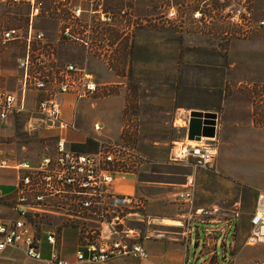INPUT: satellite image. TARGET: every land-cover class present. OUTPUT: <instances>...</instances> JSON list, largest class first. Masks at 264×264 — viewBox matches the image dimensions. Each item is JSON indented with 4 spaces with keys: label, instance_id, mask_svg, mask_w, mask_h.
<instances>
[{
    "label": "rangeland",
    "instance_id": "rangeland-1",
    "mask_svg": "<svg viewBox=\"0 0 264 264\" xmlns=\"http://www.w3.org/2000/svg\"><path fill=\"white\" fill-rule=\"evenodd\" d=\"M36 1L38 13L30 18L34 0H0V36L6 30L18 36L0 43V91L19 94L17 60L25 52L31 73L55 76L66 64H85L96 88L78 103L101 106L91 116L101 121L106 141L123 140L143 166L152 161L145 154L151 143L138 139L160 141L149 156L162 160L166 153L156 167L161 176L181 192L190 189L191 203L194 187L207 190L205 201L218 210L234 203L235 229L247 236L255 198L264 191V28L258 25L264 0ZM16 14H28L27 26L10 23ZM38 33L40 42L32 39ZM177 108L215 114L213 137L201 141L214 150L211 171L191 168L192 175L189 167L171 162L180 144L198 142L187 141L180 128L168 129ZM140 172L137 179L147 180ZM70 209L58 202L54 214L29 223L52 224Z\"/></svg>",
    "mask_w": 264,
    "mask_h": 264
},
{
    "label": "built area",
    "instance_id": "built-area-1",
    "mask_svg": "<svg viewBox=\"0 0 264 264\" xmlns=\"http://www.w3.org/2000/svg\"><path fill=\"white\" fill-rule=\"evenodd\" d=\"M38 10L39 3H31L29 17L36 16ZM258 25L264 28V21ZM17 39L14 31L6 30L0 36V43L3 45ZM32 39L40 42L42 35L38 33ZM29 57L27 52L19 57L17 68L21 73V91L32 89L42 94L33 115L45 126L66 128L60 118L64 96H71L75 103L91 96L96 88L93 76L87 72L85 64H66L55 76L31 73ZM35 63L38 67L43 66L40 58ZM23 109L20 103L16 104L14 95L0 91V120L19 115L24 112ZM201 141L202 138L193 146L180 144L179 152L172 153L171 162L194 170L211 171L214 150L203 146ZM5 166L6 163L0 161V168ZM140 166V156L123 140H99L96 150L88 154L66 150L63 141L57 140L53 157L42 158L36 167L24 163L12 168L17 174L15 202L24 208H32V219L54 214L53 207L58 202L62 208L71 207L66 217L78 229L86 253L83 255L78 251L74 254L76 264H103L123 258L145 260L144 250L136 243L137 231L128 225V217L141 213L143 205L132 195H119L111 190L112 174H133ZM56 198L57 202L53 203ZM191 198L190 189L177 196L180 202L186 204L191 203ZM13 210L16 219L0 224V252L6 248L20 250L26 259L39 261L38 241L31 224L25 219L26 212L15 207ZM232 217L236 219L237 213L233 212ZM87 224L93 226L91 230L87 229ZM161 237L156 235V238ZM45 241L54 247V234H48ZM243 245L264 246V191L255 198L249 218V231ZM43 264L66 263L52 249ZM224 264L232 262L224 259ZM248 264H264V259Z\"/></svg>",
    "mask_w": 264,
    "mask_h": 264
},
{
    "label": "crops",
    "instance_id": "crops-1",
    "mask_svg": "<svg viewBox=\"0 0 264 264\" xmlns=\"http://www.w3.org/2000/svg\"><path fill=\"white\" fill-rule=\"evenodd\" d=\"M3 92L14 95L7 91ZM14 96L16 104L20 103L24 112L0 120V161L6 163L5 168H0V224H7L16 219L14 207L26 212V221L32 220L31 215L34 211L32 208L16 205L14 191L17 174L12 170L14 166L27 163L31 167H36L42 158L53 157L57 140L63 141L66 150L88 154L96 150L99 140L108 138L106 130L103 127L98 128L101 121L91 116V111L101 106L75 103L71 96H64L60 118L66 128L60 129L43 125L39 118L33 115L37 102L42 98L40 92L20 89L19 94ZM192 111L209 113L203 109L177 108L173 120H168V129L180 128L184 134L186 127L183 119L187 124L186 115L188 117V113ZM121 117L122 114L119 113L118 119ZM176 122H181L182 125L175 126ZM165 126L163 123V127ZM119 129L120 126H117L114 137L118 135ZM138 140L151 143L145 154L152 161L138 169L145 170L143 173L148 179L139 181L137 177L140 171L123 175L114 173L111 190L119 195H132L143 205L141 213L128 217L130 222L128 225L134 228L137 223H142L141 219L145 220L140 231L135 230L138 234L136 243L144 250L146 259H114L103 264H224V259L231 261L232 264H248L264 259V246L245 247L241 244V240L246 236L243 230L235 229L238 217L236 219L232 217L234 203L231 202L229 205L227 202L225 209L218 210L205 201L207 190L195 187L192 203L178 201L177 194L182 191L179 188L181 186L174 187L166 177L161 176L163 174L158 172L159 168H156L160 163L164 164L166 153L162 155V160L149 156L150 150L155 149L160 141L150 142L142 138ZM171 151L167 153L168 158ZM187 183L182 185L181 189H186ZM57 200L58 198L52 202L55 203ZM50 220L52 224L43 223L44 220L41 219L37 226L32 227L38 241L39 261L26 259L20 250L6 248L0 252V264H43L52 249H55L58 258L66 264H76L74 254L78 251L86 254L78 229L66 216ZM247 225L249 226V220ZM48 234H54V247L45 241ZM156 235L162 237L156 238Z\"/></svg>",
    "mask_w": 264,
    "mask_h": 264
},
{
    "label": "water",
    "instance_id": "water-1",
    "mask_svg": "<svg viewBox=\"0 0 264 264\" xmlns=\"http://www.w3.org/2000/svg\"><path fill=\"white\" fill-rule=\"evenodd\" d=\"M215 114L189 112L187 117L185 139L197 142L201 138H211L214 135Z\"/></svg>",
    "mask_w": 264,
    "mask_h": 264
},
{
    "label": "trees",
    "instance_id": "trees-1",
    "mask_svg": "<svg viewBox=\"0 0 264 264\" xmlns=\"http://www.w3.org/2000/svg\"><path fill=\"white\" fill-rule=\"evenodd\" d=\"M34 2L37 1L34 0ZM9 4H11V1H9ZM27 22H28V14H23V15L16 14L12 17V21H10L12 25H25V26H27Z\"/></svg>",
    "mask_w": 264,
    "mask_h": 264
},
{
    "label": "bare ground",
    "instance_id": "bare-ground-1",
    "mask_svg": "<svg viewBox=\"0 0 264 264\" xmlns=\"http://www.w3.org/2000/svg\"><path fill=\"white\" fill-rule=\"evenodd\" d=\"M203 140H205V139H203ZM189 144H192V143H189Z\"/></svg>",
    "mask_w": 264,
    "mask_h": 264
}]
</instances>
